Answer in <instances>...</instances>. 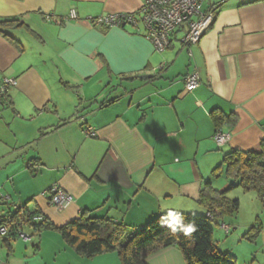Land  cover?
Instances as JSON below:
<instances>
[{
  "label": "crops",
  "instance_id": "crops-1",
  "mask_svg": "<svg viewBox=\"0 0 264 264\" xmlns=\"http://www.w3.org/2000/svg\"><path fill=\"white\" fill-rule=\"evenodd\" d=\"M144 1L0 0V86L15 81L0 99L11 111L8 122L0 114V220L23 206L56 227L82 213L131 229L169 210L203 214L201 186L228 188L213 174L224 154L259 150L264 0H208L213 21L200 41L186 47L175 34L161 53L141 24L86 20L136 14ZM70 11L78 20H63ZM194 70L200 85L188 90L183 78ZM213 112L225 120L219 129ZM217 130L231 137L220 148ZM54 185L73 199L61 211L42 196ZM16 241L0 238V264H119L115 254L81 258L56 231L22 241L27 247ZM146 264L185 261L169 247Z\"/></svg>",
  "mask_w": 264,
  "mask_h": 264
},
{
  "label": "trees",
  "instance_id": "trees-1",
  "mask_svg": "<svg viewBox=\"0 0 264 264\" xmlns=\"http://www.w3.org/2000/svg\"><path fill=\"white\" fill-rule=\"evenodd\" d=\"M209 10L212 13L214 11L213 8ZM11 24L13 22L3 23L4 26ZM1 33L12 45L17 46L11 37ZM4 97L2 95L0 99ZM211 118L217 129L225 122L222 116L214 112ZM213 174L216 177L223 176L228 181V188L219 191L209 182L201 186L197 204L203 214L180 213L185 223L193 222L196 225V230L190 234L179 230L173 232L166 222L167 213L155 217L140 229H131L113 220L90 217L85 213L56 227L43 216L40 223H34L32 217L40 214L30 213L23 206L15 207L5 217L10 222L5 235H0V238L10 247L9 243L19 238L21 232L32 238L45 230H51L58 232L76 255L87 260L115 254L119 264H146L148 257L166 248L177 247L185 264H237L234 255L222 253L218 249L213 237L214 227L224 224L220 222L239 209V200L228 197L232 190L240 189L243 193L255 194L264 207V139L260 141L258 151L230 150L225 153L222 164L214 169ZM5 218L0 220V227ZM260 229L259 225L252 228L255 233H260Z\"/></svg>",
  "mask_w": 264,
  "mask_h": 264
},
{
  "label": "built area",
  "instance_id": "built-area-1",
  "mask_svg": "<svg viewBox=\"0 0 264 264\" xmlns=\"http://www.w3.org/2000/svg\"><path fill=\"white\" fill-rule=\"evenodd\" d=\"M205 0H145L143 6L136 14H109L96 18H87L89 25L93 27L104 28H122L124 26H137L141 24L145 30V39L151 44L153 50L157 53L165 51L171 43L172 37L182 32L181 43L183 46L189 47L197 44L212 23L213 13L211 10L201 12V5ZM50 20V17H46ZM65 21L78 20L75 11H70L63 18ZM165 68V64H161L157 71L160 72ZM186 89L193 90L199 87L200 79L197 72L187 74L183 78ZM13 79H4L0 86V96L4 95L9 86H14ZM88 137H94L91 129L83 132ZM230 135L217 131L212 140L217 147H222L230 141ZM42 196L48 198L50 206L61 211L67 208L73 199L64 192L60 187L54 185L42 193ZM6 199V198H5ZM210 219H212L210 217ZM43 217L36 215L32 217L34 223H40ZM9 218H5L4 223L0 227V235L6 233V227ZM225 234L229 233V227L225 224L217 226ZM19 239L24 242L31 241L29 234L21 232Z\"/></svg>",
  "mask_w": 264,
  "mask_h": 264
},
{
  "label": "rangeland",
  "instance_id": "rangeland-1",
  "mask_svg": "<svg viewBox=\"0 0 264 264\" xmlns=\"http://www.w3.org/2000/svg\"><path fill=\"white\" fill-rule=\"evenodd\" d=\"M207 1L201 5V12L204 11ZM182 36V32H179ZM6 113L8 122L11 111L0 103V114ZM216 187L219 190L222 189ZM1 200L7 202L6 195H1ZM230 199L239 200L240 206L232 216L226 217L223 222L229 227V233L225 234L218 227H214L213 237L218 249L222 253H230L236 257L237 264H264V207L253 193H243L240 189L231 191ZM259 225L260 233H255L252 228ZM16 243L23 244L17 238ZM25 247L31 243L23 244Z\"/></svg>",
  "mask_w": 264,
  "mask_h": 264
},
{
  "label": "clouds",
  "instance_id": "clouds-1",
  "mask_svg": "<svg viewBox=\"0 0 264 264\" xmlns=\"http://www.w3.org/2000/svg\"><path fill=\"white\" fill-rule=\"evenodd\" d=\"M169 227L172 228L173 232L177 230L182 231L186 234H190L196 230V225L193 222H184V217L179 213L169 210L166 214Z\"/></svg>",
  "mask_w": 264,
  "mask_h": 264
},
{
  "label": "water",
  "instance_id": "water-1",
  "mask_svg": "<svg viewBox=\"0 0 264 264\" xmlns=\"http://www.w3.org/2000/svg\"><path fill=\"white\" fill-rule=\"evenodd\" d=\"M139 79H141V80H145L146 77L142 76V77H139Z\"/></svg>",
  "mask_w": 264,
  "mask_h": 264
}]
</instances>
